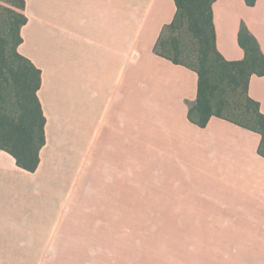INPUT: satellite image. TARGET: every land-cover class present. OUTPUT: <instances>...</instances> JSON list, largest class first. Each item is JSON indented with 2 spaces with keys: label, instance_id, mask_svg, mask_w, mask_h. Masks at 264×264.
I'll return each instance as SVG.
<instances>
[{
  "label": "crops",
  "instance_id": "obj_1",
  "mask_svg": "<svg viewBox=\"0 0 264 264\" xmlns=\"http://www.w3.org/2000/svg\"><path fill=\"white\" fill-rule=\"evenodd\" d=\"M24 1L18 51L41 70L46 142L33 173L0 150V264H264L261 137L216 117L204 128L188 120L197 74L154 53L174 1ZM212 11L226 61L244 58L242 24L264 54V0H216ZM248 95L264 114V76L250 78ZM131 151L139 166L162 161L170 190L210 211L78 214L87 181L96 192L129 183Z\"/></svg>",
  "mask_w": 264,
  "mask_h": 264
},
{
  "label": "trees",
  "instance_id": "obj_2",
  "mask_svg": "<svg viewBox=\"0 0 264 264\" xmlns=\"http://www.w3.org/2000/svg\"><path fill=\"white\" fill-rule=\"evenodd\" d=\"M173 1L175 16L161 32L154 53L197 74V95L188 109V120L204 128L216 117L257 132L261 137L258 153L264 158V114L248 95L250 78L264 76V54L257 39L242 24L237 43L244 58L226 61L216 46L212 11L216 0ZM244 2L253 7L256 0ZM7 3L10 7L0 3V150L9 154L19 169L33 173L46 142V119L37 95L41 70L18 51L23 42L21 29L27 23L25 1ZM183 30L193 41L194 50L188 55L192 62L181 59L179 34Z\"/></svg>",
  "mask_w": 264,
  "mask_h": 264
},
{
  "label": "rangeland",
  "instance_id": "obj_3",
  "mask_svg": "<svg viewBox=\"0 0 264 264\" xmlns=\"http://www.w3.org/2000/svg\"><path fill=\"white\" fill-rule=\"evenodd\" d=\"M7 2L8 0H0L2 5L10 7ZM168 35L167 31L164 37ZM179 38L183 49L181 59L192 62L188 56L194 50L191 37L183 30ZM137 157V153L131 151L129 183L123 186V190L121 185L103 182L99 183L97 192L93 188L90 191L87 181L78 214L133 218L206 214L207 210L210 211L209 208L191 206L195 202L187 193L170 190L169 168L164 167L162 161L145 160L139 166ZM159 162L161 166L157 165ZM188 204L190 206H185ZM68 262H72V257H67Z\"/></svg>",
  "mask_w": 264,
  "mask_h": 264
}]
</instances>
